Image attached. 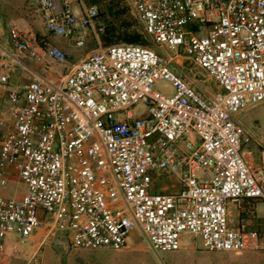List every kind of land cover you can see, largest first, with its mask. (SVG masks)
Instances as JSON below:
<instances>
[{"label":"built area","instance_id":"built-area-1","mask_svg":"<svg viewBox=\"0 0 264 264\" xmlns=\"http://www.w3.org/2000/svg\"><path fill=\"white\" fill-rule=\"evenodd\" d=\"M127 4L153 43L182 54L217 91L188 83L172 69L173 57L132 44L99 47L58 81L32 77L22 95L8 91L13 130L1 141L0 186L18 166L27 191L21 200L0 196V264H41L50 239L70 249L119 250L134 230L155 253L179 250L183 234L212 252L264 250V231L251 228L264 203V149L250 168L241 153L250 137L233 119L264 100V0ZM39 6L51 35L103 31L95 30L96 5ZM9 37L19 54L40 61L28 34L13 28ZM45 55L65 59L55 46ZM9 78L0 64V90ZM136 107L144 112L133 117ZM175 170L177 191H151L155 175ZM41 228L45 235L31 246Z\"/></svg>","mask_w":264,"mask_h":264},{"label":"rangeland","instance_id":"rangeland-1","mask_svg":"<svg viewBox=\"0 0 264 264\" xmlns=\"http://www.w3.org/2000/svg\"><path fill=\"white\" fill-rule=\"evenodd\" d=\"M112 2H118L130 11L127 0H104L99 3L101 5L100 9L104 11L105 6ZM73 6L78 7L77 1L73 2ZM0 11L6 12L7 14H11L12 11H16L17 13V18L13 16V19L11 18L6 23L2 21L0 31L4 34V44L14 52L15 47L10 41L9 31L12 28H16L24 33L32 34V45L41 55L40 61L29 58L28 60H23L28 65V81L32 79L34 72L40 73L44 77H47V74H49L48 79H57L58 81L62 79V76H66L71 71L70 58L72 57L73 51L86 55L90 52V49L97 50L99 47H103L100 41V35L104 31L105 22L102 18H98L95 22V30L97 32L98 28H102L103 31L98 33L97 36L90 29L83 30L82 35L78 33L70 38L57 36L58 40L73 47H69V51H66L55 45V47L59 48L65 54V59L61 63L54 61L45 55L47 48L53 45H42L38 41L39 39L46 38L44 35H41V32H44V19L40 10L39 0H0ZM130 13L132 14L131 11ZM25 15H29L32 18V24L28 25L26 20H22V17ZM47 37H53V35L47 34ZM77 40L82 41V46L78 47L75 45V41ZM150 43L151 45L146 48L156 52L161 57L166 59L174 57L165 47L158 46L151 40ZM177 56L172 61V63L177 65V69L193 77L198 85L206 90L208 94L216 92L213 81L205 73L192 66L189 61L184 59L182 54H178ZM176 67L173 68L175 69ZM134 111L137 115H141L144 112V108L136 107ZM238 122L250 136V142L243 147L242 157L245 161H253V158L259 159L260 150L264 149V100L251 104L239 111ZM177 182L178 178L176 177L174 184ZM5 189L6 194L2 195V197L14 200H21L27 191L26 185L17 177L12 179ZM257 215L264 218V203H258ZM261 230L264 231V229ZM40 231L43 232L44 230L41 228ZM188 237L190 238L192 235ZM131 239L128 246L122 249L96 251V253L104 255H120L122 258L121 261H98L94 264H264V250L212 252L204 250L201 247V242L198 239H193L194 247L155 253L151 250L144 237H141L137 231L131 234ZM64 259L65 254L60 247L46 246L40 255L41 264H67ZM11 264H21V261L14 260Z\"/></svg>","mask_w":264,"mask_h":264},{"label":"crops","instance_id":"crops-1","mask_svg":"<svg viewBox=\"0 0 264 264\" xmlns=\"http://www.w3.org/2000/svg\"><path fill=\"white\" fill-rule=\"evenodd\" d=\"M83 1L86 4L96 5L98 7L99 11H100L101 10L100 9L101 5L99 3L101 1H104V0H83ZM0 12H1L0 13L1 24H2V21H3V23L8 22L13 16L15 18H17L16 17V15H17L16 11H12L11 14H7L6 12H3V11H0ZM22 20H26L28 25L32 24V18H30L29 15L23 16ZM78 33L82 35V31H78ZM47 34H49V33L46 32L45 23H44V32H41V35H44L46 38L38 40L39 43H41L42 45L43 44L44 45L45 44L53 45V46L56 45V46L60 47L61 49L66 50V51H69L68 50L69 47H73V46H70V45L68 46L66 43L64 44L62 41L58 40L57 36L53 35V37H47ZM28 36L31 39L32 34H28ZM0 45L3 47V49L6 52V56L0 60V64H4V65L7 66L8 74H9V77H10L8 84L5 85V87L0 90V119H2V125H0V146H1V141H2L3 136L13 130V115L11 113V104H10V102L8 100L7 93L10 90H14V91H18L20 93V95H22L23 94V88H24L25 85H27L29 83V81H28V65H26L25 62L23 61V60H28V57L26 55L19 54V52H17L16 49L14 50V52H12V50H10V48H8L4 44V34L1 31H0ZM93 51H94L93 49H90V52L88 54H86V55H83L82 53H78V52H74L73 51L72 57L70 58L71 70L84 57H86L87 55H89ZM177 57L178 56L173 57V59H176ZM173 59L171 60V63H170L172 69H174L173 67L177 66L174 63H172ZM184 59H186V58L184 57ZM195 68H197V67H195ZM197 69H199V68H197ZM174 70L177 71L178 74H180L181 76L185 77L186 80L188 81V83H190L192 86H195L198 89L204 90L202 87H200L198 85L197 81H195V79L193 77H190L189 74H187L186 72L184 73L180 69H177V67ZM199 70L201 72L205 73L201 69H199ZM57 75L60 76L59 73H57ZM194 75H192V76H194ZM48 76H50V75L47 74V77L46 76L44 77V75H42L40 73H37V72L33 73V77H41L43 79H46L49 82L57 81V79H51V80L48 79ZM64 77H65V75H64ZM61 78H63V76ZM204 91L206 92V90H204ZM21 102H22V100H21ZM134 110L135 109H133L131 111V116H133V117L141 116L143 114L142 113L141 115H137ZM119 117L120 118H124V115H122V117L120 115ZM233 119L239 126H241L240 123L238 122V113L233 115ZM245 132L248 135L247 131H245ZM242 151H243V148L241 150V153H242ZM245 162L250 168H255V167H257L260 164V158L259 159H254L253 158V161L249 160V161H245ZM178 172H179L178 170H175V171H168V172H165V173H161V174L155 175L154 178H153V184H152L151 191L160 192V193H172V192L177 191L178 188H179ZM6 176L8 178L7 185L10 183V181L12 179H14L16 177L19 179L18 166H16V167L13 166V167L8 168L6 170ZM176 177L178 178V182L176 184H174V179ZM5 188L2 189V187L0 186V196L6 194L5 193V190H6ZM251 228L252 229H256V230L264 229V218L259 215L252 222ZM42 229L44 230L43 232H41L40 231L41 229H39L31 236V244H30L31 246L32 245L33 246H37L39 244V241L45 235V233H46L45 229L44 228H42ZM134 231H137L138 234L141 237H143L138 230H134ZM134 231H132L131 234ZM131 234H130V236L128 238V243L132 240L131 239ZM187 235L191 236L190 234H183L181 236L180 249L181 248L188 249L190 247H194V240L193 239H196V240L198 239L201 242V238L200 237L192 235V237L189 238ZM46 246L47 247H60L63 250L64 254H65V259L64 260L67 262V264H94L95 262H98V261H105V262L106 261H116V262H118L119 260L120 261L122 260L120 255H117V254L104 255V254L96 253V251H101L100 249L99 250H97V249H80V248H72V249H70V248H67L64 244L58 243L55 239H50L49 242L41 248L40 255H41V252L43 251V249ZM127 246H128V244H127ZM103 250L105 251V250H112V249H103ZM218 252H222V251H218ZM230 252H232V251H230Z\"/></svg>","mask_w":264,"mask_h":264},{"label":"trees","instance_id":"trees-1","mask_svg":"<svg viewBox=\"0 0 264 264\" xmlns=\"http://www.w3.org/2000/svg\"><path fill=\"white\" fill-rule=\"evenodd\" d=\"M105 7V10H100L98 15V18H102L105 22L104 31L100 35L103 47L116 44H132L142 47L151 45L138 19L127 8L118 2H112Z\"/></svg>","mask_w":264,"mask_h":264}]
</instances>
